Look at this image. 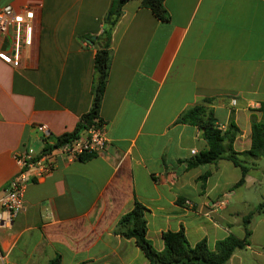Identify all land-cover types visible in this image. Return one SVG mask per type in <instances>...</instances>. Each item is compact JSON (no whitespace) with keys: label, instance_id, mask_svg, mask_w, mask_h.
<instances>
[{"label":"crops","instance_id":"obj_1","mask_svg":"<svg viewBox=\"0 0 264 264\" xmlns=\"http://www.w3.org/2000/svg\"><path fill=\"white\" fill-rule=\"evenodd\" d=\"M110 2L0 0L34 8L16 65L11 32L0 34V197L17 169L12 153L44 147L38 125L53 141L90 108L93 56ZM163 4L165 20L139 0L123 3L98 107L106 142L97 153L57 156L46 176L27 182L21 209L0 227V264H47L55 256L60 264H147L133 238L115 230L134 200L145 207L156 250L162 232L179 227L188 242L204 238L211 249L229 233L242 238V217L250 214L247 243L222 264H264L262 160L240 184L229 159L187 166L206 143L196 125L177 120L202 104L221 129L232 116L235 150L249 146L250 117H259L264 101V0Z\"/></svg>","mask_w":264,"mask_h":264},{"label":"trees","instance_id":"obj_2","mask_svg":"<svg viewBox=\"0 0 264 264\" xmlns=\"http://www.w3.org/2000/svg\"><path fill=\"white\" fill-rule=\"evenodd\" d=\"M126 0H111L108 6V15L104 20L105 26L97 36L100 43L93 56L94 83L92 100L88 111L81 114L71 131L63 132L55 138L61 142L73 138L92 122H101L98 117V107L104 89L109 63V38L110 30L121 13V7ZM140 5L150 10L153 16L160 20L167 19V12L163 0H139ZM256 110L259 117H250V142L243 150H235L232 142L239 129L232 116L224 129H221L213 116L211 109L202 104H194L183 110L177 120L196 125L201 130L206 147L186 160L187 166L202 163L216 162L220 158L229 159L240 169V177L235 182L240 184L245 173L252 168L258 159L264 166V101L259 102ZM207 173L199 176L204 181ZM260 208V205L257 206ZM145 207L134 200L131 207L122 213L116 224L115 230L122 236L131 237L134 243L142 250L147 258V264H222L232 251L247 243L249 236L250 214L242 217L243 237L238 238L229 233L217 239L213 249L209 248L204 238L194 243L188 242L182 227L176 230L162 232L161 249L156 250L146 237V221L144 218ZM47 264H60L58 256L51 258Z\"/></svg>","mask_w":264,"mask_h":264},{"label":"built area","instance_id":"obj_3","mask_svg":"<svg viewBox=\"0 0 264 264\" xmlns=\"http://www.w3.org/2000/svg\"><path fill=\"white\" fill-rule=\"evenodd\" d=\"M31 4L14 8L10 3L0 6V34H12V64H17V56L24 42V28L33 17ZM42 132L44 147L35 153L23 149L12 153L17 166L15 173L8 179L0 197V227H8L22 207L24 188L27 182L46 176L55 166L56 157L65 160L76 159L83 154L97 153L103 148L106 138L102 122H92L82 130V134L56 142L49 141L50 132L45 124L38 125ZM193 152V150H191Z\"/></svg>","mask_w":264,"mask_h":264},{"label":"water","instance_id":"obj_4","mask_svg":"<svg viewBox=\"0 0 264 264\" xmlns=\"http://www.w3.org/2000/svg\"><path fill=\"white\" fill-rule=\"evenodd\" d=\"M107 15H108V13L106 14V16H105V18L107 17ZM105 24H103V26H104ZM92 37H94V36H92Z\"/></svg>","mask_w":264,"mask_h":264}]
</instances>
